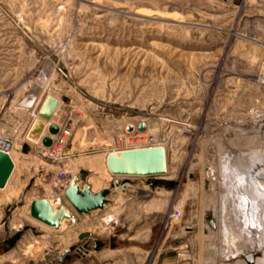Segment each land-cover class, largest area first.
Segmentation results:
<instances>
[{
	"label": "rangeland",
	"instance_id": "rangeland-1",
	"mask_svg": "<svg viewBox=\"0 0 264 264\" xmlns=\"http://www.w3.org/2000/svg\"><path fill=\"white\" fill-rule=\"evenodd\" d=\"M48 95L50 125L72 127L58 162L27 138ZM136 131L169 173L122 190L106 157ZM0 133L16 140L0 264H82L95 241L103 264H264V0H0ZM57 172L110 189L64 232L28 215Z\"/></svg>",
	"mask_w": 264,
	"mask_h": 264
},
{
	"label": "water",
	"instance_id": "water-1",
	"mask_svg": "<svg viewBox=\"0 0 264 264\" xmlns=\"http://www.w3.org/2000/svg\"><path fill=\"white\" fill-rule=\"evenodd\" d=\"M59 107L60 101L57 98L52 95L46 97L40 108L39 118L34 121L27 135L29 141L40 144L42 140L44 146L52 145V137L44 138V134ZM129 130L133 128L130 127ZM138 130L144 131L145 126L140 125ZM49 132L56 135L59 128L50 125ZM106 163L109 173L115 178V186L123 190L132 178L149 180L166 177L169 173V153L165 146L111 152L107 155ZM14 170L15 164L10 155L0 152V189L7 187ZM109 194V188L95 193L90 185L81 184L78 176H75L66 189L65 198L34 199L30 203L28 215L56 232H64L75 226L77 214H87L104 208ZM94 249H98V244L94 245ZM70 252L71 250L66 251L64 256Z\"/></svg>",
	"mask_w": 264,
	"mask_h": 264
},
{
	"label": "built area",
	"instance_id": "built-area-1",
	"mask_svg": "<svg viewBox=\"0 0 264 264\" xmlns=\"http://www.w3.org/2000/svg\"><path fill=\"white\" fill-rule=\"evenodd\" d=\"M71 135H72V127L69 124L62 125L59 129L58 134L54 135L52 145L49 147L41 145V147L39 149V154H41V156L44 158H48L52 161L58 162V160H60L59 156H60L63 148L68 143ZM133 135L136 138V142H137L136 145H134L132 147H129L127 145L123 146L124 142L121 140L122 142H121L120 148L116 149L114 152L157 147L156 145L140 146L139 141L142 138H141L139 132L136 131V134L134 133ZM15 148H16V140L14 139V136L10 135V134L0 133V152H3V153L10 155V154L14 153ZM54 179L56 181V184H55L56 189H55L54 199L64 198L66 189L69 187L73 177H70V175H68L65 172H57V173H54ZM180 216H181V213L178 210H176L175 215L173 216L174 219L177 220L180 218ZM103 220L105 222V218ZM105 223L107 224V227L109 228L110 225L107 222H105ZM111 231L114 232V231H116V229H112ZM95 244H98V243L96 241L93 243V249H94ZM88 247H89V244L86 243L77 249V253L80 255L81 261L88 259V255L91 251L90 249H88ZM97 250H95V251H97ZM176 251L178 252L179 257L182 259L189 260L192 257V254L189 252L188 243L179 244L176 247ZM64 254L65 253L62 254V257L64 256ZM62 257H61V259H62ZM79 263H82V264H103V263H97L94 260H89L87 262L82 261ZM104 264H110V263H104Z\"/></svg>",
	"mask_w": 264,
	"mask_h": 264
},
{
	"label": "bare ground",
	"instance_id": "bare-ground-1",
	"mask_svg": "<svg viewBox=\"0 0 264 264\" xmlns=\"http://www.w3.org/2000/svg\"><path fill=\"white\" fill-rule=\"evenodd\" d=\"M55 97V96H54ZM56 98V97H55ZM59 100V99H58ZM60 101V100H59ZM60 104H61V102H60ZM40 111V110H39ZM39 111L35 114V117H37L36 119H38L39 118ZM35 119V120H36ZM54 119V118H53ZM52 119V120H53ZM52 122V121H51ZM51 122L50 123H48V126H47V129H46V131H45V134H46V132L48 131V129H49V127H50V124H51ZM45 134H44V136H45ZM41 142H42V140H41ZM40 142V143H41ZM10 157L12 158V160H13V162H14V164H15V166H16V162H15V158H14V155H13V153L12 154H10ZM106 159H107V157H106ZM106 166H107V163H106ZM108 169V168H107ZM75 177V176H74ZM80 181V180H79ZM81 184H82V182H80ZM122 189V188H121ZM124 189H125V187H124ZM123 190V189H122ZM31 203V202H30ZM29 208H30V206H29ZM105 221L110 225L109 226V228L107 227L106 229H117L119 226H118V224H117V222H115L114 221V219H113V217L112 218H110V217H107V219L105 218ZM47 227V226H46ZM111 227V228H110ZM49 228V227H48ZM72 228V227H71ZM70 229V228H69ZM256 257V255L255 254H250V255H248L247 256V258H248V260H252V262L250 263V264H253L254 263V258ZM56 256H55V258H54V263L56 262Z\"/></svg>",
	"mask_w": 264,
	"mask_h": 264
},
{
	"label": "crops",
	"instance_id": "crops-1",
	"mask_svg": "<svg viewBox=\"0 0 264 264\" xmlns=\"http://www.w3.org/2000/svg\"><path fill=\"white\" fill-rule=\"evenodd\" d=\"M14 174V173H13ZM96 252L94 249H92L88 255V259L84 260L85 262L89 261V260H94L96 261V259L98 258V256H96Z\"/></svg>",
	"mask_w": 264,
	"mask_h": 264
}]
</instances>
